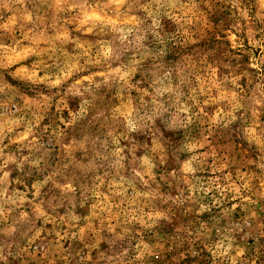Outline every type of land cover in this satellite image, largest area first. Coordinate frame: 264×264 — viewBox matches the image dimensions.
I'll return each mask as SVG.
<instances>
[{"label": "rangeland", "instance_id": "374dc122", "mask_svg": "<svg viewBox=\"0 0 264 264\" xmlns=\"http://www.w3.org/2000/svg\"><path fill=\"white\" fill-rule=\"evenodd\" d=\"M0 125V264H264V0H0Z\"/></svg>", "mask_w": 264, "mask_h": 264}, {"label": "clouds", "instance_id": "9594fccd", "mask_svg": "<svg viewBox=\"0 0 264 264\" xmlns=\"http://www.w3.org/2000/svg\"><path fill=\"white\" fill-rule=\"evenodd\" d=\"M110 2L123 3V0H110ZM158 2H159V0H158ZM69 94H70V89H69V93H66L65 96L67 97V95H69ZM89 103H90L89 101L84 102L85 108L81 109V113H80L81 116H84L87 114L85 109ZM165 111H167V110L165 109ZM74 122L75 121H73V123ZM135 130H136L135 126H130V127L125 129L126 132L135 131ZM2 132H3V126L0 125V133H2ZM29 132H31V128H29ZM0 140H2V137H0ZM3 155H4L3 148H0V156H3ZM25 159H27V157H25ZM121 159H123V157H121ZM10 160H12V157H9L7 160H5L3 165H0V171H2L3 168L7 166V163ZM32 163L34 166L38 167L40 164V161L39 160H33ZM49 179H51V177H49ZM44 183H47V180H45ZM66 184H67V187L65 188L66 192L67 191H75V189L71 188V184H72L71 180H67ZM41 187H42V185H40V184L37 185V196L40 195V188ZM5 195H6V188L3 190H0V224H7V222H8V215L4 209V205L9 203V201L4 199ZM13 203H15V202L13 201ZM25 217H27V213L26 212L21 213L20 221H22ZM20 221H16L15 223H19ZM2 231H4V230L0 229V232H2ZM15 231H16V227L7 228V234H9V235ZM2 255H3V249H0V257H2Z\"/></svg>", "mask_w": 264, "mask_h": 264}]
</instances>
